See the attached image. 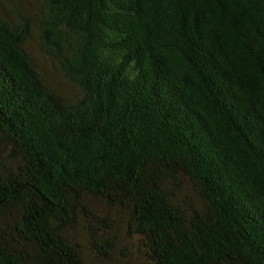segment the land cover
I'll return each mask as SVG.
<instances>
[{"label":"trees","instance_id":"1","mask_svg":"<svg viewBox=\"0 0 264 264\" xmlns=\"http://www.w3.org/2000/svg\"><path fill=\"white\" fill-rule=\"evenodd\" d=\"M0 264H264V0H0Z\"/></svg>","mask_w":264,"mask_h":264},{"label":"rangeland","instance_id":"2","mask_svg":"<svg viewBox=\"0 0 264 264\" xmlns=\"http://www.w3.org/2000/svg\"><path fill=\"white\" fill-rule=\"evenodd\" d=\"M66 87V86H65ZM72 91V88L69 90V92H71Z\"/></svg>","mask_w":264,"mask_h":264}]
</instances>
